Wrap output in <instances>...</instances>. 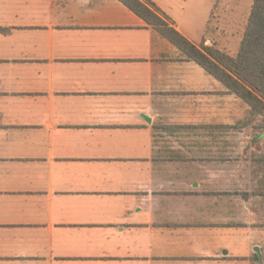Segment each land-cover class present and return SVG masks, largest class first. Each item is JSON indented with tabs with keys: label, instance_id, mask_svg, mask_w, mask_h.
Masks as SVG:
<instances>
[{
	"label": "crops",
	"instance_id": "crops-1",
	"mask_svg": "<svg viewBox=\"0 0 264 264\" xmlns=\"http://www.w3.org/2000/svg\"><path fill=\"white\" fill-rule=\"evenodd\" d=\"M148 1L213 45V0ZM243 115L119 0H0V264H264Z\"/></svg>",
	"mask_w": 264,
	"mask_h": 264
},
{
	"label": "trees",
	"instance_id": "trees-1",
	"mask_svg": "<svg viewBox=\"0 0 264 264\" xmlns=\"http://www.w3.org/2000/svg\"><path fill=\"white\" fill-rule=\"evenodd\" d=\"M119 1L176 46L186 59L199 64L228 93L241 99L248 106L250 116L264 117V0H253L239 49L234 56L213 45L195 46L170 26L159 14L158 8L148 0ZM263 129L254 134V138L263 139Z\"/></svg>",
	"mask_w": 264,
	"mask_h": 264
},
{
	"label": "rangeland",
	"instance_id": "rangeland-1",
	"mask_svg": "<svg viewBox=\"0 0 264 264\" xmlns=\"http://www.w3.org/2000/svg\"><path fill=\"white\" fill-rule=\"evenodd\" d=\"M207 1H193L194 6L192 5V7L196 9L197 14L198 12L200 14L204 13L203 8L207 7ZM213 2V13L204 35L210 38L215 48L234 56L239 49L253 0H213ZM215 25L220 29H213ZM200 46L203 45L200 44ZM242 120L243 123L247 122L244 125L243 136L252 137L263 129L264 117L250 116L249 108L245 103ZM256 148L264 152V141L256 144Z\"/></svg>",
	"mask_w": 264,
	"mask_h": 264
}]
</instances>
